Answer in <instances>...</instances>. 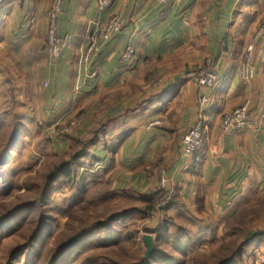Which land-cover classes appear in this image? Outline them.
<instances>
[{
    "label": "crops",
    "instance_id": "crops-1",
    "mask_svg": "<svg viewBox=\"0 0 264 264\" xmlns=\"http://www.w3.org/2000/svg\"><path fill=\"white\" fill-rule=\"evenodd\" d=\"M96 2H64L59 34L72 41L51 60L45 45L52 0H5L1 107L14 104L26 127L24 140L31 142L81 112L71 136L83 138L109 121L103 140L91 150L92 160L83 163L102 171L112 190L142 195L153 193L165 170V191L176 198L177 212L206 239L220 240L234 212L264 197L263 41L255 48L250 81L241 77L246 49L264 21V0H116L103 13ZM114 16L122 19V30L100 43L85 64L82 56L95 26ZM128 47L136 54L125 60ZM206 59L220 74L213 88L185 78ZM246 102L248 127L223 136L224 115ZM199 122L202 146L185 156L184 136ZM44 141L43 154L45 149L65 154L70 147L65 138Z\"/></svg>",
    "mask_w": 264,
    "mask_h": 264
},
{
    "label": "trees",
    "instance_id": "trees-1",
    "mask_svg": "<svg viewBox=\"0 0 264 264\" xmlns=\"http://www.w3.org/2000/svg\"><path fill=\"white\" fill-rule=\"evenodd\" d=\"M5 109L15 112L14 104L0 107V170L13 160L15 145L23 143L26 132L22 118ZM108 122L94 125L83 138L58 135L70 141L69 149L64 155L54 157L56 162L40 181L27 183L26 193L31 194L30 198L0 215V264H119L114 259L116 249L138 242V230L125 226V222L133 216L158 215L164 198L156 192L142 195L133 190L107 189L101 195L102 202L120 195L144 206L115 212L91 223L92 211L98 206L97 201L91 200V189L97 184L109 186V181L95 165L83 161L92 160L91 150L103 140ZM63 191L74 196L67 202V208L59 211L51 204L54 196ZM175 199L172 196L157 227L149 234L156 243L155 253L149 261H145L144 255L133 264H195L200 258V264H264V231L253 230L248 219L251 213L259 212L257 208L245 207L234 212L222 228L228 241H223L216 253L206 257L201 254L206 238L193 221L177 212ZM59 217L65 218L66 223L55 235ZM119 226L122 230H117ZM140 244L144 245L143 236Z\"/></svg>",
    "mask_w": 264,
    "mask_h": 264
},
{
    "label": "rangeland",
    "instance_id": "rangeland-1",
    "mask_svg": "<svg viewBox=\"0 0 264 264\" xmlns=\"http://www.w3.org/2000/svg\"><path fill=\"white\" fill-rule=\"evenodd\" d=\"M207 60L208 59H206L203 65L199 67L189 69L185 74V78L189 71L202 70L207 63L206 62ZM5 110L7 112L9 111L12 115L21 117L18 111L16 110L13 113L8 109ZM81 113L78 114V117H81ZM78 117L72 118L70 121L66 122V124L61 125V127H57L53 132L52 130L46 131L48 134L44 135V138L39 141L37 139L41 138L43 134H40L39 135L40 137L39 136L34 137L33 138V140H35L34 142L24 140L23 143H19V144L16 143L15 148L17 147V150L14 154L13 160H11L10 163L5 168L0 170V215H2L5 210H8L23 203L24 201H26L27 197L29 198L31 197V194L26 193L27 188L25 186L27 185V183L30 184L32 180L40 181L41 178L45 176L44 174L50 169V166L56 162L54 157L64 155V154H50L49 153L50 150L46 151V149H45L46 153L43 154L41 152V148L45 146L44 144H42V143H46L44 139L51 137L59 140L60 138H62V137H58L60 133L70 135L71 132L78 125L79 120H81ZM187 134L188 132L184 136V147H185V137L187 136ZM24 136L25 135L23 134V137ZM61 141L62 139L60 140V142ZM38 146H40V148ZM183 153H184V149H183ZM160 176L161 179L157 187L153 191V193L156 192L157 194L162 196V198H164L158 208L159 213L158 215L149 216L147 218H139L137 216H133L128 220H126L125 226L126 224L131 225L133 226L132 230H138L139 238H138V242L135 245H129V246H125L122 249H116L115 253H117V257H114V259L117 260L119 264H133L135 262H138L140 259H142V257H144L146 248L145 245L140 244V239L142 236L144 237L145 235H149L153 233L152 230H154L157 227L158 222L161 220L162 212H165L164 210L170 205V202L172 201L171 199L173 195L170 197L169 195H171V193H169L168 195L167 194L168 192L165 191L166 190L165 170H160ZM19 187L20 189H18ZM107 189L110 191L111 189H113L111 182H109V186L107 185L105 187L97 184V186L91 189L92 191L91 200L98 202L97 208H94L92 211L93 213L92 218L94 219H92L91 223L96 222L101 218L110 216L115 212L119 213L133 208L142 209L144 206L139 201L120 195H117L112 201L108 200L106 202H102L103 200H101L102 199L101 195L102 193L103 195L106 194ZM73 196L74 194L70 193L69 191H63L57 193L53 198L51 206L58 208L59 211L60 210L64 211L68 206L67 202H70ZM250 207L251 208L255 207L259 211L258 213H251L248 216L249 221L252 222L253 230L264 231V197H259L256 201L253 202V204L247 206L246 208H250ZM171 214L172 213H169V215ZM65 223H66L65 218L59 217L58 227L55 228L56 230L54 231L55 235L62 231V229L65 226ZM121 227L122 226H119L117 230H122ZM206 240L207 242L203 245L201 249V254L206 257H211L214 253H216L219 250L218 248L223 241H228L226 236L224 235V232L220 240L218 239L217 240L213 239V241L209 239ZM52 241L53 240L51 239L48 241V243L51 244ZM164 250H168V249L166 248ZM28 254L30 253L28 252L25 256H27ZM201 262H202V258L197 260L195 264H200Z\"/></svg>",
    "mask_w": 264,
    "mask_h": 264
},
{
    "label": "built area",
    "instance_id": "built-area-1",
    "mask_svg": "<svg viewBox=\"0 0 264 264\" xmlns=\"http://www.w3.org/2000/svg\"><path fill=\"white\" fill-rule=\"evenodd\" d=\"M66 0H52L51 8L48 13V30L45 45V53L51 60H57L62 51L71 45L72 38L70 35L61 37L59 34V17L63 11V5ZM164 3L167 0H162ZM241 1V0H240ZM5 0H0V10L4 5ZM116 0H97V11L103 13L109 10ZM123 21L120 17H111L105 26H95L90 36V43L84 51L82 60L85 64H89L92 58L99 52L100 43L110 40L115 34L122 30ZM264 42V21L255 31L244 56V61L241 68V77L245 83H248L251 78L252 62L254 59L256 45ZM136 54L131 47L126 48L123 54V59L129 60ZM206 65L202 70L189 71L186 78L196 82L201 88H213L218 85L220 74L218 68L211 59L206 61ZM93 78H98V74L93 72ZM201 105H206L207 99L201 98ZM249 110L250 102H246L243 106L224 115L220 124V132L223 136H234L238 132L243 131L249 125ZM203 140V124L197 123L195 127L188 131L185 137V156H192L199 151Z\"/></svg>",
    "mask_w": 264,
    "mask_h": 264
},
{
    "label": "water",
    "instance_id": "water-1",
    "mask_svg": "<svg viewBox=\"0 0 264 264\" xmlns=\"http://www.w3.org/2000/svg\"><path fill=\"white\" fill-rule=\"evenodd\" d=\"M143 243L146 248L145 261L147 262L156 251V243L151 235H145L143 237Z\"/></svg>",
    "mask_w": 264,
    "mask_h": 264
}]
</instances>
